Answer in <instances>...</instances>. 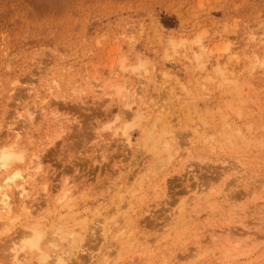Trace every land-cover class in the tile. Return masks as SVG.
Segmentation results:
<instances>
[{
  "label": "rangeland",
  "instance_id": "1",
  "mask_svg": "<svg viewBox=\"0 0 264 264\" xmlns=\"http://www.w3.org/2000/svg\"><path fill=\"white\" fill-rule=\"evenodd\" d=\"M10 148L0 264H264V0H0Z\"/></svg>",
  "mask_w": 264,
  "mask_h": 264
},
{
  "label": "bare ground",
  "instance_id": "2",
  "mask_svg": "<svg viewBox=\"0 0 264 264\" xmlns=\"http://www.w3.org/2000/svg\"><path fill=\"white\" fill-rule=\"evenodd\" d=\"M166 45H169L171 47V49H173L174 51L176 49L179 48L180 45H183L184 42L183 41H178V42H175L173 40H168L165 42ZM199 53H203L204 52V48H201L199 49ZM194 57V60L195 62L197 63V65L203 67L204 63L201 62V55L200 54H194L193 55ZM123 61L120 62V69L122 70H125L124 66H123ZM143 63V62H142ZM142 68V65L138 64V65H135L134 67H132V70H139ZM57 86V85H55ZM116 86V85H115ZM125 91L126 89L124 90V87H121V86H118L114 88V92L115 94L120 98H123L125 97L126 95L125 94ZM132 91V89H131ZM144 93V92H143ZM142 93V94H143ZM128 94V93H127ZM137 94V93H136ZM139 94V93H138ZM129 95V94H128ZM131 95V94H130ZM141 95V94H140ZM139 97V96H138ZM124 99V98H123ZM129 99V98H128ZM131 100V99H130ZM134 100V99H133ZM130 102V101H129ZM125 103V102H124ZM133 103V102H132ZM129 103L127 102V105L128 106ZM47 108V107H46ZM49 109V108H48ZM64 121V120H63ZM55 122V121H54ZM60 122V121H59ZM53 123V122H52ZM51 123V124H52ZM67 123V122H65ZM58 124V123H57ZM65 125V124H64ZM53 126V125H52ZM60 126V125H59ZM125 127V126H123ZM64 131V130H63ZM164 131V130H163ZM161 132V136H165L166 134H168L166 131L164 132ZM19 132V131H18ZM22 132V131H21ZM62 133V132H61ZM64 133V132H63ZM123 133H125V130H123ZM21 135V134H20ZM18 134H16L17 138L20 136ZM234 135H231V134H228L227 137L225 138L226 141H229L231 137H233ZM59 137V136H58ZM28 139V138H27ZM235 139V138H234ZM23 140V139H22ZM25 140V139H24ZM26 141V140H25ZM14 143V142H13ZM27 143V142H26ZM25 143V144H26ZM20 145V143H18ZM23 144V143H22ZM24 144V145H25ZM182 147V146H181ZM13 148V147H12ZM179 149V148H178ZM34 158V157H33ZM38 157L34 158V159H37ZM32 159V158H31ZM15 162H19V163H23L24 162V158H23V153H20L18 154L16 152V150H12L11 148L8 149V150H0V171H5L7 172L6 170L9 169L10 167L13 166V164ZM162 163V162H161ZM24 164V163H23ZM40 164V163H39ZM40 167L38 166L37 163H34V165L32 166H26L25 167V170H24V175L23 173H19L18 171H13L12 174L10 175L9 173L4 176V178L0 181V214L1 215H5V216H8L10 214L13 213V204H14V201H13V197L11 198V195H10V192H11V188L13 186H15V184L13 185L14 181L18 178L20 179V188L17 192V195L19 196V198L21 199H24L25 197L28 196V193L26 192V187H24V185H27L31 188H35L37 185H38V182L36 181V178L35 176L38 175L36 174L37 173V170L39 169ZM243 169V168H242ZM16 170V169H15ZM160 170V169H159ZM40 171V169H39ZM239 171V170H238ZM160 172V171H159ZM40 174V172H39ZM40 177V176H39ZM143 178V177H142ZM38 179V178H37ZM40 179V178H39ZM146 180H147V177H146ZM40 182V181H39ZM43 182V181H42ZM139 182V180H138ZM141 182V181H140ZM255 182V181H254ZM43 184V183H42ZM45 184V182H44ZM17 186V185H16ZM69 183H66L64 182L63 186H62V192H61V195L56 199V203H59L61 201H65V200H69L71 198V192L69 191ZM71 189H72V186H70ZM43 191L44 193L47 195L46 193V188L44 187L43 188ZM33 196V195H32ZM229 200V199H228ZM235 200V199H234ZM227 201V200H226ZM231 202V201H229ZM46 205H49V201H46L45 202ZM232 203V202H231ZM30 210V208H28L24 202L22 201L21 203V211H23L26 215L25 216H30V213H32L31 211H28ZM22 212V213H23ZM238 213V211H237ZM35 216V215H34ZM0 218H4V217H1ZM31 218V216L29 217ZM28 218V219H29ZM32 219V218H31ZM30 220V219H29ZM243 244V243H242ZM245 244V243H244ZM236 245V244H235ZM246 245V244H245ZM244 245V246H245ZM240 248V247H238ZM237 249V248H236ZM14 250V249H13ZM227 251V250H226ZM229 252V251H227ZM14 253H15V250H14ZM234 253V252H233ZM239 253V252H238ZM241 254V253H240ZM236 255V254H235ZM239 255V254H237ZM228 256V255H227ZM231 256V255H230ZM230 258V257H229ZM15 259V258H14ZM235 259V258H234ZM18 263V262H17ZM56 264H62V260H57V263Z\"/></svg>",
  "mask_w": 264,
  "mask_h": 264
}]
</instances>
